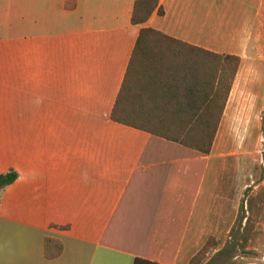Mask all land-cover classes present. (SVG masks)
<instances>
[{
  "label": "crops",
  "instance_id": "crops-1",
  "mask_svg": "<svg viewBox=\"0 0 264 264\" xmlns=\"http://www.w3.org/2000/svg\"><path fill=\"white\" fill-rule=\"evenodd\" d=\"M65 1L31 0L25 37L12 30L25 43L27 106L1 130L0 175L18 178L0 190V264H164L182 225L172 264H189L210 213L211 154L197 185L187 164L200 158L173 156L111 113L142 28L217 53L231 0H159L142 26L131 23L137 0ZM45 238L62 243L58 259L44 258Z\"/></svg>",
  "mask_w": 264,
  "mask_h": 264
},
{
  "label": "rangeland",
  "instance_id": "rangeland-1",
  "mask_svg": "<svg viewBox=\"0 0 264 264\" xmlns=\"http://www.w3.org/2000/svg\"><path fill=\"white\" fill-rule=\"evenodd\" d=\"M31 4L0 0V141L12 115L27 106L26 80L18 73L26 69L25 43L18 44L12 30L19 26L25 37ZM228 17V41L216 52L241 63L210 153V213L197 227L194 251L213 239L216 249L202 264H264V0L228 1ZM241 216L250 219V234Z\"/></svg>",
  "mask_w": 264,
  "mask_h": 264
},
{
  "label": "trees",
  "instance_id": "trees-1",
  "mask_svg": "<svg viewBox=\"0 0 264 264\" xmlns=\"http://www.w3.org/2000/svg\"><path fill=\"white\" fill-rule=\"evenodd\" d=\"M65 6L67 9L73 8L74 1L66 0ZM158 6L159 0H137L132 10V25H144L157 9L161 15ZM240 63L238 56L201 50L154 29L142 28L111 120L162 141L172 148L175 157L200 158L187 164L190 172L197 174L198 185ZM165 150L163 152L169 154ZM198 164L201 167H197ZM17 178L14 171L1 174L0 190L12 185ZM247 207L251 209L248 202ZM241 210L243 212V206ZM241 220L245 221L244 231L250 234L253 227L250 219L241 216ZM184 228V225L178 228L173 246L167 242L164 250L169 257L157 258L161 263H173ZM244 239L247 242L248 235ZM212 249H216V244L209 239L189 264H202ZM62 253L63 245L59 240L44 239L43 254L46 260H56ZM151 259H154L153 262L136 258L133 264H159L155 258ZM206 264H210V260Z\"/></svg>",
  "mask_w": 264,
  "mask_h": 264
},
{
  "label": "water",
  "instance_id": "water-1",
  "mask_svg": "<svg viewBox=\"0 0 264 264\" xmlns=\"http://www.w3.org/2000/svg\"><path fill=\"white\" fill-rule=\"evenodd\" d=\"M262 137H263V139H264V125H263V136H262Z\"/></svg>",
  "mask_w": 264,
  "mask_h": 264
},
{
  "label": "built area",
  "instance_id": "built-area-1",
  "mask_svg": "<svg viewBox=\"0 0 264 264\" xmlns=\"http://www.w3.org/2000/svg\"><path fill=\"white\" fill-rule=\"evenodd\" d=\"M262 153H264V147H263Z\"/></svg>",
  "mask_w": 264,
  "mask_h": 264
}]
</instances>
